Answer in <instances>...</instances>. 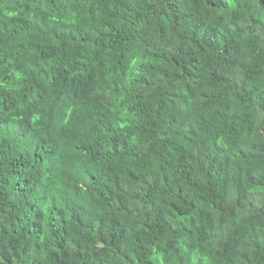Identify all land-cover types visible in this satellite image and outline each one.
<instances>
[{"label":"clouds","instance_id":"9594fccd","mask_svg":"<svg viewBox=\"0 0 264 264\" xmlns=\"http://www.w3.org/2000/svg\"><path fill=\"white\" fill-rule=\"evenodd\" d=\"M0 264H264V0H0Z\"/></svg>","mask_w":264,"mask_h":264}]
</instances>
